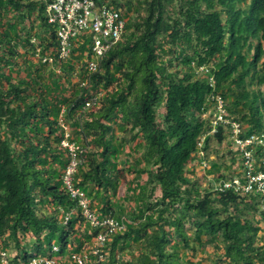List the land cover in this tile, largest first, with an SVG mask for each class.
Returning a JSON list of instances; mask_svg holds the SVG:
<instances>
[{"label":"trees","instance_id":"16d2710c","mask_svg":"<svg viewBox=\"0 0 264 264\" xmlns=\"http://www.w3.org/2000/svg\"><path fill=\"white\" fill-rule=\"evenodd\" d=\"M110 1L126 19L120 41L91 73L86 71L89 56H76L84 45L74 46L70 58L77 57L83 76L69 99L54 98L67 104L70 132L85 142L75 180L95 198L98 211L93 209L103 217L122 218L112 198L120 181L121 189L135 185L141 195L140 207L133 204L129 214L133 223L109 235L112 241L94 254L95 264H187L185 249L200 254L192 249L189 229L205 249L202 264H264L260 193L219 190L212 183L203 188L199 180L204 168L198 142L212 127L203 113L214 88L209 75L194 68L212 66L215 91L226 101L229 117L241 123L242 138L264 135V0ZM33 37L40 43L34 44ZM14 41L40 62L37 48L45 53L52 48L54 62L43 63L50 76L62 77L73 66L59 58L56 25L48 23L44 3L0 0V249L8 250L12 264H25L37 255L51 256L53 240L39 253L49 233L60 234L56 256L61 257L65 239L76 236L77 215L64 224L57 214V208L76 203L62 181L69 160L60 145L62 103L51 108L44 94L54 83L47 85L39 70L32 73L27 66L26 81L12 80L24 62ZM114 79L117 90L106 91ZM99 93L105 96L85 108ZM216 127L212 138L222 145L224 125ZM129 130L128 138L118 135ZM210 138L204 146L208 153ZM232 149L239 160L240 152ZM256 153L263 151L258 147ZM129 160L134 170H127ZM88 230L87 241L95 233ZM133 237L140 245L137 254ZM122 247L134 252L122 255Z\"/></svg>","mask_w":264,"mask_h":264},{"label":"built area","instance_id":"2783aa9c","mask_svg":"<svg viewBox=\"0 0 264 264\" xmlns=\"http://www.w3.org/2000/svg\"><path fill=\"white\" fill-rule=\"evenodd\" d=\"M36 1L44 3L48 23L56 25L59 58L66 61L71 57L74 46L84 45L80 54L86 55V57L89 56L87 73L99 69L102 58L120 41L125 32L126 19L123 16V10L112 4L110 0ZM74 40L78 43L74 44ZM52 50L51 48L45 53L42 47L39 46L36 55L42 63L52 64L56 55ZM79 67L81 70L82 65ZM211 67L210 65L194 66L196 72L209 75L210 85L214 88L208 98V106L203 113L204 118L210 117L207 119L212 123V127L207 128L200 136L197 157L204 169L210 167L209 153L204 148L205 142L217 132L216 125L223 124L225 138L229 139L234 150L240 152L239 164L233 178H217L213 185L219 190L233 188L240 194L260 193L262 197L259 207L264 213V135L252 134L245 138L240 136L243 131L242 125L238 120L229 117L226 101L219 92L215 91L216 82ZM99 95L87 101L85 108L96 105V98H99ZM66 114L67 106L61 105L58 117V123L62 129L60 145L66 148L69 153V160L65 166L62 181L63 187L76 200V203L72 207H62L61 220L64 224H68L74 215L82 216L90 230H95L94 240L96 246L92 253L99 254L101 248L109 240V235L115 231L122 233L127 228V224L124 218L100 216L93 209L90 196L82 187L76 184L75 176L78 173L79 166L83 163L82 147L80 143L73 139L70 125L65 119ZM258 147L262 149V154L258 155L256 153ZM60 250V245L53 243L51 256L37 255L25 264H59L56 254ZM69 257L74 264H88L86 253L73 251ZM0 264H12L7 249H0Z\"/></svg>","mask_w":264,"mask_h":264},{"label":"rangeland","instance_id":"374dc122","mask_svg":"<svg viewBox=\"0 0 264 264\" xmlns=\"http://www.w3.org/2000/svg\"><path fill=\"white\" fill-rule=\"evenodd\" d=\"M137 0H133L134 5L136 4ZM135 8V7H134ZM126 10V8H125ZM128 10H126L127 12ZM34 29V28H33ZM42 40V39H41ZM32 41L37 44L40 43V39H37L35 37L32 38ZM39 42V43H38ZM14 44L17 46V51L22 54V59H24V62H21V66L20 69L15 71L16 75H13V81L18 82L21 81L22 79L24 81L27 80L28 78V74L26 71V67H29V70L32 73H35L37 70H39V74L41 75V77L43 78V80L45 81V83H47V85H49L48 80H53L52 82L54 83V87H50L48 88V91H46L47 95L44 94L45 98H47V100L51 103L52 105V109H54V107H56V105L59 104V101H55L56 99V94H59L61 99L67 100V98L69 99V97L74 93V91L76 90V88L78 87L77 83H78V78L83 76L82 70H80V65L77 63V57H72V58H68L66 61V67L69 66H73V69L70 70L69 72H67L66 74H64L62 77H60V75H53L50 76L48 75V72L46 71V69L48 68L47 64H43L41 63L39 60L34 59L32 56V50H28L25 49L24 45L14 41ZM51 49V48H49ZM25 50V51H24ZM54 52V51H53ZM80 55V53H76V56ZM69 65V66H68ZM56 67V72L58 73V71L60 70L59 67ZM60 74V73H59ZM46 85V86H47ZM117 86H118V79H114L110 85H108L106 91H115L117 90ZM45 87V85H44ZM54 88V90H53ZM100 94V95H99ZM99 98L102 99L105 95L104 93H99ZM51 96V97H50ZM53 97V98H52ZM52 98V99H51ZM55 98V99H54ZM63 102V101H62ZM60 102V104L62 103ZM65 102V101H64ZM66 105V103H62L61 105ZM101 104L98 105V109L101 108ZM206 118H210V117H206ZM73 124V120H70V125ZM130 130L129 131H119L118 135L121 137H129L130 135ZM82 135H77L75 136L73 139L80 143H84L83 139H82ZM210 141H212L211 144V149L209 151V162L210 167L205 168L203 175L208 176L213 178L212 180H206L202 176H199V180L201 181V185L204 187H208L210 185V183H212V185L216 182L217 178L221 176V174H231V173H235L238 170V164H239V160L231 153V142L229 141L228 138H225L222 142V145H219L216 140H214V138H210ZM126 144V143H125ZM124 144V145H125ZM122 145V147L124 146ZM92 144L90 143L88 145V147H91ZM234 149V148H233ZM232 149V150H233ZM134 158V161L137 162V157L133 156L131 159ZM128 162V161H127ZM232 163H234V167L232 168ZM123 164V163H122ZM120 166H122L121 164H119ZM127 167V170H134L135 165L133 164V160H129V162L125 165ZM125 167V168H126ZM87 169H91L92 165L91 164H87L86 165ZM121 185H122V181L119 182L118 186H117V190L115 193L116 196H112V198H115V205L116 207H118L119 209H121V212L123 214V216H121L122 218H124L126 224H132L133 221L128 220L129 219V214L131 213V211L133 210L132 208L134 206H136L139 208L140 207V200H141V195L139 193V188L134 186H131L130 188H124V186L121 189ZM100 193H102V190L100 189ZM110 196L113 195L112 192L109 194ZM95 200V198L93 199V201ZM92 201V199H91ZM92 201V206H94L96 209L98 208L97 205H95V203ZM134 204V206H133ZM65 208V207H64ZM98 211V209H97ZM120 211V210H119ZM61 212H62V208L59 207L57 208V214H59L61 216ZM74 230L77 231L75 238L70 239L69 237L66 238V242L65 244H63L64 246V250L62 252L61 257H58V262L59 264H74L71 260H70V254L71 252H73L74 250L78 249L80 253H86L87 254V262L88 264H95V259H94V254L92 253V251L95 249L96 243L94 239L88 240L87 241V235L88 234H92V232L88 233V225L84 222V220L81 217H78V215L75 217L74 219ZM128 227V225H127ZM80 232V234H78ZM189 234L191 236V246L192 249L195 250L196 252H200V254H192V253H188L187 249L186 252L184 253V255L182 256V259L184 261L187 262V264H202V257L201 255L204 253V248L201 246V239L199 237H196V239L193 237V230L189 229ZM55 241L56 244L60 243V234L59 233H49L47 234V237L45 239V242H42L41 247L39 248V253H44L46 252V247L47 245L51 242V241ZM111 238H109L108 243L111 242ZM132 250H130L127 247H122L121 248V254L124 255L126 253H129L130 251L134 252V254L138 253V248L140 245L139 242L136 241V239L133 237L132 239ZM135 242V243H134ZM137 242V243H136ZM10 251V250H9ZM77 251V250H76ZM120 254V255H121Z\"/></svg>","mask_w":264,"mask_h":264}]
</instances>
